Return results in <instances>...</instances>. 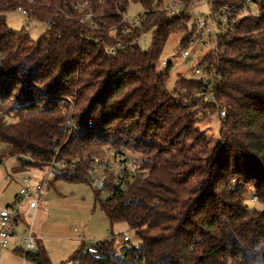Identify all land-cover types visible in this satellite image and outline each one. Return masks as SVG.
<instances>
[{"label":"trees","instance_id":"16d2710c","mask_svg":"<svg viewBox=\"0 0 264 264\" xmlns=\"http://www.w3.org/2000/svg\"><path fill=\"white\" fill-rule=\"evenodd\" d=\"M71 1L0 0V142L16 170L69 162L55 180L89 182V164L109 150L137 155L144 175L127 190L112 180L93 189L111 226L125 222L141 242L118 250L115 238L96 241V259L84 241L70 263L264 264V210L245 203L253 188L264 204V14L239 18L203 56L219 78L212 89L181 77L169 92L171 63L160 71L161 55L173 33L185 32L187 45L189 15L155 12L152 0H90L96 18L81 23ZM132 2L152 11L126 31L119 22ZM17 9L51 26L33 40L8 26L5 14ZM152 27L143 51L138 39ZM216 113L211 145L198 126ZM28 259L51 264L44 248Z\"/></svg>","mask_w":264,"mask_h":264},{"label":"rangeland","instance_id":"374dc122","mask_svg":"<svg viewBox=\"0 0 264 264\" xmlns=\"http://www.w3.org/2000/svg\"><path fill=\"white\" fill-rule=\"evenodd\" d=\"M144 11L141 4L132 2L128 14L134 15ZM191 24L194 19L203 14H210V8L206 1L199 0L190 9ZM7 24L13 30L25 29L33 40L41 38L48 29V24L44 21L29 17L22 10L17 9L7 12ZM155 28L142 32L138 39V44L143 51H147L153 41ZM186 35L185 32L173 33L167 40L161 55L160 71H163L168 63H171L167 89L173 92L179 78L199 79L195 73L199 64V56L207 49L198 42L195 46H183L181 41ZM188 49L190 57L183 59L182 52ZM200 132L210 140L213 145L220 134V120L216 113L208 120L198 126ZM9 145L0 142V209L11 205L23 185L24 179L31 178L33 184H37L48 174L49 167H31L24 172L14 171L18 166L16 157L7 154ZM114 151V150H112ZM131 153V152H130ZM112 156L111 152L103 153L100 158L104 159ZM1 158V157H0ZM93 189L96 185L90 179L89 182H69L62 179L55 180L52 177L43 195V200L48 205L46 211L39 210L36 215L35 229L40 236V228L46 226L47 235L42 238V243L48 252L51 264H70V258L81 246L82 242L93 244L96 241L114 240L115 247L121 250L130 244L137 246L141 239L130 229L125 222L111 223L100 206L95 203ZM61 192L63 195H60ZM111 194L110 183L101 190L102 199H107ZM255 192L250 188L245 196L246 205L252 210H264V204L253 199ZM56 198V199H54ZM61 198V199H57ZM28 205L25 204V210ZM17 234H21V227L17 228ZM42 235V233H41ZM124 235L131 238L130 243L123 241ZM0 264H23V258L16 254L13 248L0 251ZM27 264H33L28 262Z\"/></svg>","mask_w":264,"mask_h":264},{"label":"built area","instance_id":"2783aa9c","mask_svg":"<svg viewBox=\"0 0 264 264\" xmlns=\"http://www.w3.org/2000/svg\"><path fill=\"white\" fill-rule=\"evenodd\" d=\"M199 0L185 2L184 0H152L153 11L165 13L170 18L179 16L182 13L189 15L185 21L187 25V45H200L207 49L204 54L199 56V64L195 69V73L200 76L203 83L212 89L219 78L214 70H210L207 64H201L203 56L210 52L217 50L219 47V40L221 35L230 31L235 22L245 16L258 15L263 16L264 0H204L210 8V14H203L199 18L194 19L191 24L190 9ZM71 8L77 12V16L81 23H93L96 14L91 7L90 0H72ZM144 11L138 14L130 15L125 13L119 25H123L126 31L142 27L149 17L152 9L144 7ZM23 13L29 16L28 12L20 9ZM48 27L51 26L47 23ZM114 26V31L118 26ZM136 43V41H135ZM123 47L122 43L111 45L107 47L108 54H116L118 49ZM191 53L185 49L181 56L183 59L189 58ZM221 116L226 115L225 109L221 112ZM72 124V123H71ZM112 156L107 158H98L89 164V179L93 184H104L107 180H112L121 190H127L129 182H132L139 176H143L144 172L141 170L140 159L137 155L130 153L127 150H109ZM76 162H73L74 166ZM69 162L59 161L57 157L51 162L48 174L38 184H33L30 177L24 179L23 185L11 205L0 209V251L9 248L13 238H18L20 243V254L23 258L24 264L31 262L28 259V254L37 250V236L35 235L34 225L36 215L39 209L47 210L48 205L43 200V195L47 189L48 183L52 177L58 175L60 171L67 167ZM257 200V198H254ZM28 205L27 212L22 208ZM23 227L21 234H17V228ZM124 242H130L131 238L124 235ZM83 254H92L96 259H103L104 256L98 252L93 245H87ZM34 264V263H33ZM73 264H84L80 258L75 259Z\"/></svg>","mask_w":264,"mask_h":264},{"label":"crops","instance_id":"0c3cea01","mask_svg":"<svg viewBox=\"0 0 264 264\" xmlns=\"http://www.w3.org/2000/svg\"><path fill=\"white\" fill-rule=\"evenodd\" d=\"M14 171H17V172H24V170H16V169H14ZM41 182V181H40ZM40 182H38V183H40ZM37 183V184H38ZM60 195H63L61 192H58ZM54 199H56V198H54ZM57 199H61V198H57ZM10 205V204H9ZM22 210L24 211V212H27V210H25V206L22 208ZM39 210H43V211H46V210H44V209H39ZM38 210V211H39ZM19 227H21V232L23 231V227L22 226H19ZM40 231H41V233H42V235H41V233H40V236H39V234L37 233V231H36V229H35V225H34V231H35V235L37 236V238H38V240H37V250H39V249H42V248H44L45 249V247H44V244L42 243V238L43 237H45V236H48L47 235V229H46V226L45 227H43V228H40L39 229ZM42 237V238H41ZM13 248V250H15L16 251V254H18L20 257H21V254H20V250H18L19 249V247H20V243H19V241H18V238H13L12 239V241H11V244H10V246H9V248ZM9 248H7V249H9ZM7 249H4V250H7ZM3 250V251H4ZM46 250V249H45ZM46 252H47V250H46ZM47 254H48V252H47ZM49 256V255H48ZM23 264H24V261H23ZM70 264H72V263H70Z\"/></svg>","mask_w":264,"mask_h":264},{"label":"water","instance_id":"95a60500","mask_svg":"<svg viewBox=\"0 0 264 264\" xmlns=\"http://www.w3.org/2000/svg\"><path fill=\"white\" fill-rule=\"evenodd\" d=\"M103 186V184H99V187L101 188Z\"/></svg>","mask_w":264,"mask_h":264}]
</instances>
